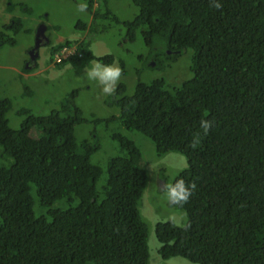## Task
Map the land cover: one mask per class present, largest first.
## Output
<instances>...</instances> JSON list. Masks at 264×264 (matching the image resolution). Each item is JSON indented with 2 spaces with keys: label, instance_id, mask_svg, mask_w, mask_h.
<instances>
[{
  "label": "trees",
  "instance_id": "16d2710c",
  "mask_svg": "<svg viewBox=\"0 0 264 264\" xmlns=\"http://www.w3.org/2000/svg\"><path fill=\"white\" fill-rule=\"evenodd\" d=\"M97 1L86 2L91 21L106 3ZM130 1L137 14L121 21L126 38L142 27L145 45L159 41L166 49L152 57L168 62L192 51L191 75L179 85L167 89L154 78L136 81L130 95L119 84L105 97L118 108L106 121L145 135L157 156H184L185 167L169 184L179 178L196 184L186 203L173 205L184 212L183 225L155 223L158 254L197 264H264V0H220L221 10L209 0ZM20 27L18 18L3 24L0 46L15 44ZM67 45L75 52L54 65L111 64L84 39L50 46L48 60ZM69 94L44 115L17 110L25 115L17 128L5 115L9 99L0 97V158L7 161L0 164V264H147V225L137 209L147 181L139 149L112 131L119 153L107 160L97 186L102 168L90 156L99 133L75 139L73 127L85 118L76 90ZM202 118L214 126L193 144ZM32 193L44 213H34Z\"/></svg>",
  "mask_w": 264,
  "mask_h": 264
},
{
  "label": "rangeland",
  "instance_id": "374dc122",
  "mask_svg": "<svg viewBox=\"0 0 264 264\" xmlns=\"http://www.w3.org/2000/svg\"><path fill=\"white\" fill-rule=\"evenodd\" d=\"M94 1L97 0H92L93 6ZM80 2L81 0H0V30L3 24L13 18H18L21 22V27L14 36L15 44L0 46V97L8 98L11 104L5 114L8 125L17 128L24 118L25 115L17 114V110L26 108L34 115L47 114L56 109L64 97L69 98L72 90H76L74 103L81 110L85 121L74 125L75 139H93V129L99 133V148L90 156V162L102 168L97 186L105 178L104 167L107 160L119 153L116 142L109 137L112 131L120 132L139 149L140 165L146 171L147 181L137 209L147 225V264H197L179 256L162 258L158 254L159 243L154 235L157 221L171 220L177 225L185 223L184 212L169 204L166 192L158 186L169 184L174 175L185 167L184 156L177 152L157 156L152 142L145 135L120 127L114 119L105 120L116 116L118 108L106 103V96L102 94L97 82L86 78L84 69L91 68L95 59L66 61L60 66L54 65L60 62L48 60L50 46L64 39H84L89 42V49L94 56L110 55L111 64L119 63L123 70L119 84L124 86L123 94L130 95L136 81L146 83L154 78H163L167 89H171L189 78L192 51L185 48L170 62L161 57L153 58L155 53H160L161 50L166 52V49L159 41L152 46L145 45L140 33L142 27L137 28L132 40L125 37L121 21L130 20L137 14V8L130 0H106L105 5H99L95 9L94 21H91L88 11H77L76 5ZM106 9L110 14H104ZM78 21L85 25L84 30L76 27ZM40 26L44 27L43 37L49 43L38 44L35 66L28 71L25 67L30 61L29 52ZM96 118L103 121L95 123ZM6 163V160L0 158V164ZM32 195L34 213H44L45 208L39 207L34 193Z\"/></svg>",
  "mask_w": 264,
  "mask_h": 264
},
{
  "label": "clouds",
  "instance_id": "9594fccd",
  "mask_svg": "<svg viewBox=\"0 0 264 264\" xmlns=\"http://www.w3.org/2000/svg\"><path fill=\"white\" fill-rule=\"evenodd\" d=\"M209 6L216 10H221L223 7L220 0H209ZM76 8L79 13H86L88 10V4L85 0H81V2L76 5ZM36 58L37 55L34 59H30V61L27 62L25 69L30 71L34 68ZM51 60L53 61L52 56ZM84 71L88 80L97 82V85L104 96H112L116 93L123 74V70L119 66L118 62L116 64H103L99 61V59L92 64L91 68H85ZM213 126L214 121L202 118L199 122L201 132L196 134L197 139L193 141V144L198 142L201 135L206 136ZM158 186L162 191L166 192V199L169 204L179 206L186 203L196 189L195 182L186 183L183 178L176 179L175 182L171 184H163L162 187L159 184Z\"/></svg>",
  "mask_w": 264,
  "mask_h": 264
},
{
  "label": "built area",
  "instance_id": "2783aa9c",
  "mask_svg": "<svg viewBox=\"0 0 264 264\" xmlns=\"http://www.w3.org/2000/svg\"><path fill=\"white\" fill-rule=\"evenodd\" d=\"M74 52V46H62L52 55V59L54 62H60L61 60L68 58V56ZM77 56H80V54H77Z\"/></svg>",
  "mask_w": 264,
  "mask_h": 264
},
{
  "label": "water",
  "instance_id": "95a60500",
  "mask_svg": "<svg viewBox=\"0 0 264 264\" xmlns=\"http://www.w3.org/2000/svg\"><path fill=\"white\" fill-rule=\"evenodd\" d=\"M40 35L41 33H38L37 35H35V43L33 44L32 48L30 49L29 52V58L32 60L35 58V56L37 55L36 52V48L38 47V44L40 43Z\"/></svg>",
  "mask_w": 264,
  "mask_h": 264
},
{
  "label": "flooded vegetation",
  "instance_id": "af4514ba",
  "mask_svg": "<svg viewBox=\"0 0 264 264\" xmlns=\"http://www.w3.org/2000/svg\"><path fill=\"white\" fill-rule=\"evenodd\" d=\"M43 29H44V27L40 26V27L36 30V33H35V35H37L38 33H41V35H40V43H41L42 45L49 43L48 40L45 39V38L43 37ZM40 43H39V44H40ZM37 48H38V47H37ZM37 48H36L35 50H37Z\"/></svg>",
  "mask_w": 264,
  "mask_h": 264
},
{
  "label": "crops",
  "instance_id": "0c3cea01",
  "mask_svg": "<svg viewBox=\"0 0 264 264\" xmlns=\"http://www.w3.org/2000/svg\"><path fill=\"white\" fill-rule=\"evenodd\" d=\"M94 5H95V3H94ZM60 40V39H59Z\"/></svg>",
  "mask_w": 264,
  "mask_h": 264
}]
</instances>
